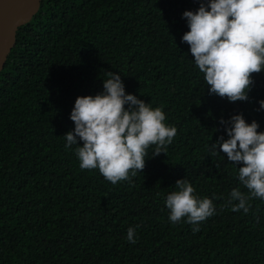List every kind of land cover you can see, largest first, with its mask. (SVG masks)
Segmentation results:
<instances>
[{"label":"trees","instance_id":"1","mask_svg":"<svg viewBox=\"0 0 264 264\" xmlns=\"http://www.w3.org/2000/svg\"><path fill=\"white\" fill-rule=\"evenodd\" d=\"M200 3L43 0L18 29L0 73V264H264V200H251L247 214L223 207L232 189L247 192L243 165L210 151L228 138L221 119L242 114L264 132V71L253 74L248 101L208 94L182 43L183 13ZM106 72L178 130L164 154L152 158L150 146L143 172L115 185L82 170L64 138L77 97L103 93ZM185 178L216 206L198 232L186 218L170 222L165 204Z\"/></svg>","mask_w":264,"mask_h":264},{"label":"clouds","instance_id":"2","mask_svg":"<svg viewBox=\"0 0 264 264\" xmlns=\"http://www.w3.org/2000/svg\"><path fill=\"white\" fill-rule=\"evenodd\" d=\"M182 18L189 29L182 43L189 46L208 94L230 103L248 101L253 74L264 71V0H201L195 12L185 11ZM106 75L103 93L77 97L70 115L75 127L64 138L66 150L76 146L82 170L98 169L115 185L143 172L150 146H155L152 158L164 154L178 130L165 123L162 108L126 94L120 74ZM259 105L264 110V101ZM220 124L228 138L221 136L210 151L222 152L234 166L243 165L238 168V181L247 190L232 189L223 207L247 214L251 200H264V132H258L259 124L247 123L242 114L229 121L221 119ZM175 189L165 202L170 222L186 218V223L197 225L193 232L200 231L198 225L216 214L213 199L196 195L186 178L177 180ZM127 240L136 243L135 228H128Z\"/></svg>","mask_w":264,"mask_h":264},{"label":"water","instance_id":"3","mask_svg":"<svg viewBox=\"0 0 264 264\" xmlns=\"http://www.w3.org/2000/svg\"><path fill=\"white\" fill-rule=\"evenodd\" d=\"M43 0H0V73L16 44L17 31L39 12Z\"/></svg>","mask_w":264,"mask_h":264}]
</instances>
